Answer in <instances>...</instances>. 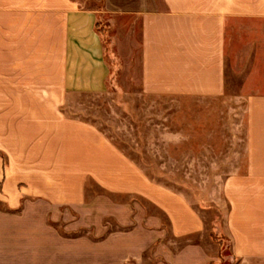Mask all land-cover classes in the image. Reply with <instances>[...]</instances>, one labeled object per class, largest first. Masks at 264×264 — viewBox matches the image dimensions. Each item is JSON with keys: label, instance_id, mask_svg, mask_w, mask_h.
Here are the masks:
<instances>
[{"label": "crops", "instance_id": "1", "mask_svg": "<svg viewBox=\"0 0 264 264\" xmlns=\"http://www.w3.org/2000/svg\"><path fill=\"white\" fill-rule=\"evenodd\" d=\"M114 87L175 104L177 154L226 171L233 264H264V0H0V264H223L191 199L80 116Z\"/></svg>", "mask_w": 264, "mask_h": 264}, {"label": "rangeland", "instance_id": "2", "mask_svg": "<svg viewBox=\"0 0 264 264\" xmlns=\"http://www.w3.org/2000/svg\"><path fill=\"white\" fill-rule=\"evenodd\" d=\"M80 1L84 8L100 11L104 6V0ZM99 27L104 34L107 57L113 68V79L118 78L120 80L118 84L123 88L138 90L137 47L132 55L127 51V58L123 61L126 73L120 74L122 64L121 61L112 58L111 41L106 25L101 22ZM131 78H135V81L129 83L128 80ZM113 89L116 91L114 97L80 99L82 108L80 116L95 123L153 180L185 193L203 217L211 240L220 246L223 264H233L230 243L221 232L226 209L214 204L209 198L210 194L219 190L226 171H219L216 162L186 161L184 153L177 154L179 151H176L169 141L171 133L176 132L171 122L175 110L172 101L144 99L140 96L126 98L120 90L115 87ZM178 132L183 130L179 128ZM92 186L90 184V188ZM92 191L94 192H90L89 196H104L98 191ZM134 202L136 201H132ZM104 225L114 232L121 230L111 219L105 218ZM82 233H91V229L83 228Z\"/></svg>", "mask_w": 264, "mask_h": 264}, {"label": "trees", "instance_id": "3", "mask_svg": "<svg viewBox=\"0 0 264 264\" xmlns=\"http://www.w3.org/2000/svg\"><path fill=\"white\" fill-rule=\"evenodd\" d=\"M97 29H98L99 33H101L102 36L104 37V34H103L102 30L100 29L99 25H97ZM104 40H105V39H104ZM215 239H216V238H215Z\"/></svg>", "mask_w": 264, "mask_h": 264}]
</instances>
